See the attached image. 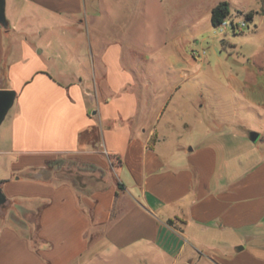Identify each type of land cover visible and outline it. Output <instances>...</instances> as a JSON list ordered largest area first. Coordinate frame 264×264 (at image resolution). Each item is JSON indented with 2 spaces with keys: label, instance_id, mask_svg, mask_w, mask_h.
<instances>
[{
  "label": "crops",
  "instance_id": "crops-1",
  "mask_svg": "<svg viewBox=\"0 0 264 264\" xmlns=\"http://www.w3.org/2000/svg\"><path fill=\"white\" fill-rule=\"evenodd\" d=\"M38 10L72 25H33ZM5 17L0 94L13 100L0 122V264H88L100 254L264 264V157L192 121L202 104L167 109L173 95L150 67L180 81L188 69L169 55L145 58L113 32L94 27L86 39L81 0H5ZM176 40L168 52L196 66ZM233 83L257 104L258 91ZM57 159L93 170L59 173Z\"/></svg>",
  "mask_w": 264,
  "mask_h": 264
},
{
  "label": "rangeland",
  "instance_id": "rangeland-1",
  "mask_svg": "<svg viewBox=\"0 0 264 264\" xmlns=\"http://www.w3.org/2000/svg\"><path fill=\"white\" fill-rule=\"evenodd\" d=\"M220 1L81 0L83 22L80 25L86 39L93 38L96 27L104 34L116 33L134 48H140L146 53L145 58L157 61L169 55L172 63L177 68L188 69L191 77L180 81L177 72L168 73L166 67L159 65L150 67L155 72L154 78L161 76L156 83L159 88L173 95L167 109H173L176 104H202L199 113L189 114L192 121L205 120L208 132L217 134L222 130L223 141H235L233 150L253 149L264 157V0H227L230 15L225 19L224 29L213 27L210 22V7ZM250 10L254 14L248 19L245 13ZM38 11L32 14L33 25L51 23L62 28L72 25L65 19L52 23L46 19L48 15ZM37 40L46 42L45 38ZM174 40L182 57L188 56L196 66L179 64L177 55L168 52L173 50L169 46ZM230 80L237 88L245 86L258 91L253 99L257 104L247 103L241 93L232 92L228 86ZM165 116L169 117L167 113ZM251 131L259 133L256 142L249 138ZM52 165L59 173L63 170L78 176L82 175L78 170H93L91 166L62 159ZM100 250L95 247L91 251ZM171 261L166 257L161 264H171ZM88 264L145 263L141 256L125 259L100 254Z\"/></svg>",
  "mask_w": 264,
  "mask_h": 264
},
{
  "label": "water",
  "instance_id": "water-1",
  "mask_svg": "<svg viewBox=\"0 0 264 264\" xmlns=\"http://www.w3.org/2000/svg\"><path fill=\"white\" fill-rule=\"evenodd\" d=\"M0 24L4 28H8V21L5 17V0H0ZM12 100V96L0 94V122L4 118L7 109L11 106ZM249 138L252 142H256L259 138V133L256 131H251L249 134ZM4 201L5 197L0 190V205L3 204Z\"/></svg>",
  "mask_w": 264,
  "mask_h": 264
},
{
  "label": "trees",
  "instance_id": "trees-1",
  "mask_svg": "<svg viewBox=\"0 0 264 264\" xmlns=\"http://www.w3.org/2000/svg\"><path fill=\"white\" fill-rule=\"evenodd\" d=\"M254 12L252 10L245 13L246 18L251 19ZM230 15L229 2L227 0H222L214 5L210 12V22L213 27L221 25L225 19ZM3 204L0 205V208Z\"/></svg>",
  "mask_w": 264,
  "mask_h": 264
},
{
  "label": "built area",
  "instance_id": "built-area-1",
  "mask_svg": "<svg viewBox=\"0 0 264 264\" xmlns=\"http://www.w3.org/2000/svg\"><path fill=\"white\" fill-rule=\"evenodd\" d=\"M226 21H224L221 25H219L218 27H222L223 29L225 28V26H226ZM222 28H221V30H222Z\"/></svg>",
  "mask_w": 264,
  "mask_h": 264
}]
</instances>
